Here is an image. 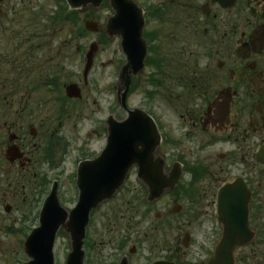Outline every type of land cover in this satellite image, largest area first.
Returning a JSON list of instances; mask_svg holds the SVG:
<instances>
[{
	"label": "flooded vegetation",
	"instance_id": "1",
	"mask_svg": "<svg viewBox=\"0 0 264 264\" xmlns=\"http://www.w3.org/2000/svg\"><path fill=\"white\" fill-rule=\"evenodd\" d=\"M133 1L147 64L131 87L145 82L144 100L165 105L163 122L155 119V157L162 158L163 178L177 164L182 176L175 189L145 204L144 192L141 202L127 188L142 184L130 170L113 211L116 264H210L224 229L217 202L223 187L250 193L253 238L243 247L264 238V0ZM8 4L0 0L3 18ZM120 43L117 35L118 50ZM18 147L30 157L36 151ZM242 248L234 264L245 263Z\"/></svg>",
	"mask_w": 264,
	"mask_h": 264
},
{
	"label": "rangeland",
	"instance_id": "2",
	"mask_svg": "<svg viewBox=\"0 0 264 264\" xmlns=\"http://www.w3.org/2000/svg\"><path fill=\"white\" fill-rule=\"evenodd\" d=\"M58 1L9 0L7 15L0 18V264L28 261L22 242L29 230L37 226L38 212L53 180L59 184L60 203L67 209L75 206L77 163L96 156L104 147L103 122L110 113L120 120L126 116L116 100L118 69L125 62L117 38L106 39L99 31L77 33L85 18L104 24L111 14L107 1L96 13L89 14L84 9L77 15V24L54 21ZM91 42H98V49L84 84V55ZM51 76L57 78L58 93L64 94L63 84L76 83L81 98L57 103V92L46 85ZM145 88V82L139 84L129 94L127 106L140 108L163 122L165 105L160 100L145 101ZM53 128L56 131L51 134ZM11 133L17 135L18 141L14 142L22 145L25 152L36 149L34 163L25 165V169L17 164L9 167L4 159ZM53 137L60 144L53 155L57 165L49 166L42 161L41 148L48 143L52 148ZM127 188L135 190L138 199H142L139 184L131 181ZM116 203L117 196L90 214L84 264L117 262V226L112 219ZM7 205L11 208L8 212ZM262 239L263 235L241 249L244 264H264ZM69 251L67 235L59 232L53 247L54 264H65Z\"/></svg>",
	"mask_w": 264,
	"mask_h": 264
},
{
	"label": "water",
	"instance_id": "3",
	"mask_svg": "<svg viewBox=\"0 0 264 264\" xmlns=\"http://www.w3.org/2000/svg\"><path fill=\"white\" fill-rule=\"evenodd\" d=\"M71 9L91 7L97 10L103 0H66ZM113 11L106 24L104 32L114 38L119 34L122 37L121 46L127 62L122 67L118 85L117 101L127 116L117 121L112 115L105 122L107 129L106 146L96 158L82 161L77 167L78 200L71 210H65L57 198L56 183L45 200L39 217V226L31 232L23 244V249L30 257L25 264H54L53 244L60 228L69 235L71 251L65 258V264H83L82 250L85 228L88 224L90 212L103 201L110 199L121 187L127 171L133 164L138 166V177L147 187V200H156L163 191L172 188L180 176L177 168L172 169L169 179H162V165L152 155L159 146V135L156 126L146 113L141 110H129L126 107V95L129 90L131 72L135 75L143 68L146 53L145 43L140 34L142 21L136 5L131 0H108ZM89 31L99 30L98 24L93 21L85 23ZM96 43H92L86 54V63L83 76L86 80L91 67ZM68 96L80 97V90L71 84L66 89ZM13 138V137H11ZM6 155L10 161L20 156L15 146L7 149ZM154 162L152 165L150 162ZM233 190L222 189L219 194V215L224 221L225 231L222 244L218 250L217 260L226 264L232 263V245H243L252 236L247 229V202L248 192H240L236 187ZM9 210V207L6 208Z\"/></svg>",
	"mask_w": 264,
	"mask_h": 264
},
{
	"label": "trees",
	"instance_id": "4",
	"mask_svg": "<svg viewBox=\"0 0 264 264\" xmlns=\"http://www.w3.org/2000/svg\"><path fill=\"white\" fill-rule=\"evenodd\" d=\"M74 15H75V13H74Z\"/></svg>",
	"mask_w": 264,
	"mask_h": 264
}]
</instances>
